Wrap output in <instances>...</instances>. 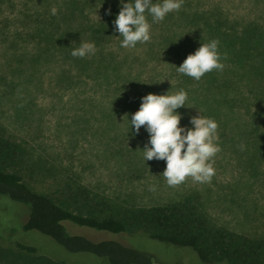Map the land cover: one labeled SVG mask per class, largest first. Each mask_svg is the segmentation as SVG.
I'll return each instance as SVG.
<instances>
[{
  "label": "rangeland",
  "instance_id": "rangeland-1",
  "mask_svg": "<svg viewBox=\"0 0 264 264\" xmlns=\"http://www.w3.org/2000/svg\"><path fill=\"white\" fill-rule=\"evenodd\" d=\"M69 1L0 2V124L27 152L32 174L26 180L32 189L50 193L79 182L115 202L134 205L164 203L195 191L210 223L264 236V111L252 116L253 105L203 104L195 99H202L199 82L186 83L194 97H188V107L176 110L182 116L180 126L192 128V116L214 119L221 151L213 158L210 183L189 177L176 187L168 186L163 176L165 161H145L146 129L142 126L135 134L130 125L143 96L172 95L182 89L183 74L176 67L206 44L204 15L220 12L239 20L240 26L248 21L264 25V0H184L179 11L160 22L146 11L151 39L133 48L121 47L123 37L115 25L108 37L90 39L88 27L104 18L108 0H79L75 5ZM128 2L134 0H123ZM53 7L56 15L51 14ZM83 42H93L96 53L73 57L71 52ZM221 63L218 75L233 68L228 59ZM255 123L259 151L248 133ZM27 211L28 204L0 195V234L9 242L34 246L39 260L9 251L0 253V264H109L103 257L67 251L36 230H24ZM64 225L71 234L136 248L151 256V264H204L188 247L140 233H110L68 221Z\"/></svg>",
  "mask_w": 264,
  "mask_h": 264
},
{
  "label": "trees",
  "instance_id": "trees-1",
  "mask_svg": "<svg viewBox=\"0 0 264 264\" xmlns=\"http://www.w3.org/2000/svg\"><path fill=\"white\" fill-rule=\"evenodd\" d=\"M69 2L80 3L79 0ZM120 7L118 0H108L104 18L88 27L90 39L99 41L110 35ZM239 22L220 12L202 17L204 41L218 39V50L222 56L226 54L233 68L224 75H218L217 70L206 73L197 81L202 87V99H195L203 104L244 103L246 108L253 105L252 116H256L258 111H264V25L248 21L240 26ZM181 78L180 87L189 98L194 97L186 83L196 80L185 74ZM248 133L259 151L262 146L258 144L257 123ZM31 174L25 148L0 124V195L28 204L24 230L47 235L67 251L103 257L109 264L152 263L150 255L119 241H94L71 234L65 221L110 233H140L152 240L188 247L204 264H264V236H252L210 223L200 211L199 194L195 191L164 203L134 205L115 202L79 182L65 183L50 193L38 192L26 180ZM7 240L6 235L0 234L1 254L12 251L39 260L34 246ZM52 264L65 263L52 261Z\"/></svg>",
  "mask_w": 264,
  "mask_h": 264
},
{
  "label": "clouds",
  "instance_id": "clouds-1",
  "mask_svg": "<svg viewBox=\"0 0 264 264\" xmlns=\"http://www.w3.org/2000/svg\"><path fill=\"white\" fill-rule=\"evenodd\" d=\"M184 0H163L153 3L152 0H134L123 3L113 21L115 31L123 37L121 47L133 48L137 43H146L151 39V24L147 11L154 22L163 21L173 11H179ZM58 9L53 7L51 14L56 15ZM219 40L201 44L193 54H189L177 72L199 81L206 73L213 70L222 71L226 59L218 50ZM97 51L93 42H83L71 52L73 57L84 58ZM188 94L181 89L175 94L168 92L162 95L149 93L141 98L139 109L131 115L130 125L138 134L143 126L149 134L148 143L143 151L145 161L163 160L166 167L163 176L168 186L176 187L189 177L198 183H210L215 175L213 158L221 151L217 141L218 123L211 118L192 116L189 119L192 128L181 127L182 116L176 111L186 106ZM150 145V147H149ZM243 148V145H241ZM155 190L154 186L150 187Z\"/></svg>",
  "mask_w": 264,
  "mask_h": 264
}]
</instances>
